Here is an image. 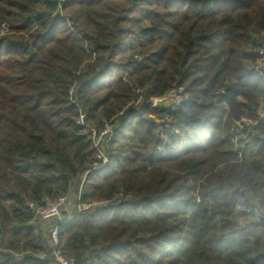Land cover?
Returning <instances> with one entry per match:
<instances>
[{
  "label": "trees",
  "instance_id": "1",
  "mask_svg": "<svg viewBox=\"0 0 264 264\" xmlns=\"http://www.w3.org/2000/svg\"><path fill=\"white\" fill-rule=\"evenodd\" d=\"M262 33L264 0H0V264H47L29 204L83 180L79 264H264Z\"/></svg>",
  "mask_w": 264,
  "mask_h": 264
},
{
  "label": "built area",
  "instance_id": "2",
  "mask_svg": "<svg viewBox=\"0 0 264 264\" xmlns=\"http://www.w3.org/2000/svg\"><path fill=\"white\" fill-rule=\"evenodd\" d=\"M255 51L258 54V64L257 68L261 71L260 74L264 78V38L260 45L257 46ZM182 89L180 90H172L171 92H176V101L175 104H179L182 100ZM259 120H264V103L261 105L258 116L256 119H247L242 118L237 122V127L235 128V133L238 135L240 139L248 140L249 135L251 134V130L253 127L259 124ZM76 122L79 125H87L85 120V115L83 112H80ZM91 135L94 142L95 147L98 151V157L102 160L100 162H96L93 166V169H98L102 167L106 162V156L103 153V145L111 138L112 136V125L106 123L104 128L98 132L95 128L91 127ZM84 181V180H83ZM82 181V183H83ZM82 183L80 186V190L78 195L75 196V207L72 211H69L66 215L63 214V210H65L69 206V201L71 199L69 194L59 196L55 199H47L43 204L37 205L34 203H30V207L34 213L33 222L36 224L37 222L45 225H48L49 230V239L51 244V252L50 253H40L36 257L45 260L47 264H79L73 258L65 257L60 249L58 248L59 242V224L65 222L68 218H71L75 213L79 211H85L91 208L93 205H99L106 203L107 201L95 202L91 204L84 203H76V199H80ZM257 215L258 212L255 211Z\"/></svg>",
  "mask_w": 264,
  "mask_h": 264
},
{
  "label": "rangeland",
  "instance_id": "3",
  "mask_svg": "<svg viewBox=\"0 0 264 264\" xmlns=\"http://www.w3.org/2000/svg\"><path fill=\"white\" fill-rule=\"evenodd\" d=\"M261 36L264 38V33H262L261 34ZM176 96H177V94H176V92H171V93H168V94H166L164 97H166V98H168L169 100H168V106L167 107H169V106H172V105H177V104H175V101H176ZM159 99V98H158ZM157 99H155V101H156ZM154 101V102H155ZM75 189H73L71 192H70V197H71V199H70V201H69V206L65 209V210H63V214L64 215H66L69 211H72L73 210V208L75 207ZM39 222H37V224H38ZM41 224H42V222H41ZM48 228V225H45L44 226V223L42 224V225H40L39 226V228H38V232L40 233V235H42L44 238L46 237V236H48L49 235V230L47 229Z\"/></svg>",
  "mask_w": 264,
  "mask_h": 264
},
{
  "label": "water",
  "instance_id": "4",
  "mask_svg": "<svg viewBox=\"0 0 264 264\" xmlns=\"http://www.w3.org/2000/svg\"><path fill=\"white\" fill-rule=\"evenodd\" d=\"M168 98H166V97H161V98H159V99H157L156 101H155V106H158V107H167L168 106ZM260 219H263V217L261 216L260 217Z\"/></svg>",
  "mask_w": 264,
  "mask_h": 264
}]
</instances>
